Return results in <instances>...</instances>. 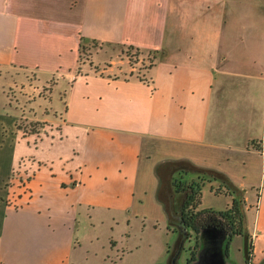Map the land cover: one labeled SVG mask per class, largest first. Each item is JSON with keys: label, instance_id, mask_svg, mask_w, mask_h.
Masks as SVG:
<instances>
[{"label": "crops", "instance_id": "0c3cea01", "mask_svg": "<svg viewBox=\"0 0 264 264\" xmlns=\"http://www.w3.org/2000/svg\"><path fill=\"white\" fill-rule=\"evenodd\" d=\"M236 1L0 0V112L11 105L8 70L63 85L61 106L52 105L53 87L45 108L51 128L35 144L24 139L26 150L21 129L9 136L0 119V264H93L98 236L85 244L77 223L84 214L83 228L95 229L100 212L110 213L111 230L131 227L123 242L139 250L149 223L167 226L157 173L167 161L220 172L241 191L254 262L264 264V58L253 71L239 66L246 56L234 48L243 40L235 25L248 10ZM257 3L250 7L264 17ZM82 36L165 48L170 58L153 67L151 82L113 75L114 66L97 73L81 64ZM70 136L78 144H65ZM27 157L38 167L6 205L5 178Z\"/></svg>", "mask_w": 264, "mask_h": 264}, {"label": "rangeland", "instance_id": "374dc122", "mask_svg": "<svg viewBox=\"0 0 264 264\" xmlns=\"http://www.w3.org/2000/svg\"><path fill=\"white\" fill-rule=\"evenodd\" d=\"M238 1L245 5L244 11L248 10L247 16L245 17V20H248L241 26L235 25V31L241 30L240 32L236 33L243 40H236L234 43L236 46L234 48L243 52V55L246 56L245 59H243V56L238 57L239 60H244V63L245 61L256 60L253 61V63L247 62L245 64H239V66L244 67L248 72L256 70V67L259 66V59L264 58V20H262L264 17H261L260 13H257L256 11L254 12V10H252L254 5H259L258 3L256 4L257 0H237L236 2ZM168 51L170 50L165 48L156 52L155 50L149 49L137 50L136 48H129L128 44L90 42L88 44L87 50L82 53L81 64L91 63L92 66L95 65L94 71L102 74H108L102 70L109 69L110 66H114V69L110 71L113 75H118L119 77L125 79L136 78L146 82H151V71L153 67L157 65L159 61L170 58ZM15 71L16 70L11 69L5 74L6 81H10L13 84L9 87V89L7 87L6 90V94L8 93V97L10 99L8 102L11 105L6 107L5 113L0 112V119L3 120L4 125H6L7 135L9 136L14 135V137H17L18 130L21 129L23 136L22 151H24L28 147L24 139H26L30 145L35 144L39 142L51 128V124L45 119L47 117V110H45V108L49 105L52 99L51 92L53 91V87L56 84V80H52L49 82V84H46L43 87L40 85L41 83L35 80V77L27 71L18 70V72L20 71L21 74H15ZM62 87V84H60L58 87H54L55 89L53 92L52 105L55 107H60L62 104V101L60 100V92L62 91ZM2 96L4 95L0 90V97ZM50 116H52V114ZM16 122L18 123V128L15 127L17 126ZM32 134L36 135V139L32 140L30 143L29 136ZM9 136L6 137L10 138ZM64 140L65 144H70L71 142H77L78 144V140L71 138V136ZM45 149L46 148L42 150ZM62 151L64 153H68L67 147L65 145H62ZM6 156V160L8 161L9 154L7 152ZM170 162L173 163L174 161H167V163ZM37 167V162L32 158H23L19 165L13 168L10 174L6 176L3 186L5 188L4 194L6 205H16L15 199L17 200L16 195L18 194L19 188L25 186L27 182L33 178V174ZM169 167L173 166L166 164L162 168V174L164 173V176L166 177L163 185V194L166 197V189L168 190L167 197L170 193L173 194L174 203L171 204V209L172 212L175 213L174 218H176L178 217L176 210L184 200L185 193H176L173 181L176 178L177 180L180 179V176H183V181L191 178L195 179L198 177L200 172L194 170L193 168V170H190L188 174H183L179 171H176L172 181V179L170 180V178L168 179V176H166L167 173L165 174ZM185 168H189V166L185 165ZM203 176L210 178L209 175ZM220 184V180L215 179L212 181L207 180L205 182L200 208L224 210L231 204V199L233 196L223 193L224 190H226L225 186L228 187L226 184L223 183L224 187L220 188V191L223 190V192L221 191L217 193L218 191L216 190ZM230 187L236 192L237 197L243 200L241 191L235 188L233 185ZM243 206L244 204L242 203V208ZM99 214H101L100 216L102 221L100 218L97 220L98 215H96V213L93 214L94 217L96 216L95 218L97 220V227L95 229L89 227L83 228L81 219L84 217V214L79 216L80 219L77 223V227L81 232V236H86L84 239L85 244H87L90 240L88 237H92L94 234H97L98 236L97 240H90L92 241V251L95 252V255L93 256L90 263L168 264V254L170 253L172 246L175 248V244L181 248V255L177 258L178 264H187L186 261L190 259L192 255L191 249H193L195 246L196 238L195 240L192 238L191 241H188L184 238V236L180 235V232H173L174 229L171 226H168L169 220L167 222V226H165L167 235L162 233L165 232V227L162 228L163 223H161L162 226L159 225L158 228L155 229L149 223L147 232L142 233V247L139 250L136 248L129 250L123 240L128 238L130 233L129 229H131V227H126V225L122 222L118 225L116 222V225L112 224L114 226V230H111L110 213L100 212ZM133 224V232L137 234L136 238H138V235L140 234L138 232L139 223L135 222ZM154 226H157V224ZM124 231L125 233H123ZM121 233H123L122 237ZM164 237L166 238L165 242L167 243V247L165 246L163 249ZM77 240L78 239L75 241L76 243ZM226 240L227 236L223 231H217L215 233L202 231L200 234L199 246L196 249V260L191 261L190 264H206L207 257L209 263L213 256V252L218 251H220V255H222V257H225L228 264H246L245 238L243 236L233 237L232 241L230 242L228 257L225 255ZM136 242L138 243L139 241H135L134 243ZM127 251L130 253L128 256ZM253 263L255 264L254 259Z\"/></svg>", "mask_w": 264, "mask_h": 264}, {"label": "trees", "instance_id": "16d2710c", "mask_svg": "<svg viewBox=\"0 0 264 264\" xmlns=\"http://www.w3.org/2000/svg\"><path fill=\"white\" fill-rule=\"evenodd\" d=\"M90 42L98 43V41L95 39H89L83 36L81 37V42H80L81 59H82V53H84L87 50L88 44ZM129 48H136L137 50H141V48L136 47L134 45H129ZM155 51L157 52L159 50H155ZM78 72L80 73V70H78ZM52 80L54 79H51L49 82H51ZM166 164L167 165L169 164V166H173V167H169L168 170H166L165 172V174L167 173L166 176L170 177V180L172 179V181L174 179L173 176L176 171H179L183 174H188L190 170L194 169L200 172L197 178L186 179L185 181L187 182L183 181L184 180L183 176H180V179L177 180L176 178L173 181L175 192L185 193L184 200L181 202L180 206L176 210L178 214V217L176 218H178L181 221V225L184 226L186 229L188 230L192 229L195 232L196 242L194 248L191 249L193 251L191 252L192 255L190 257V260L194 261L196 259V249L199 246L200 233L206 228L216 227L217 229L225 231L227 234V242L225 247V254L227 255V257L229 256L228 252H229L230 242L232 241L233 237L236 235H242L245 238L246 264H254L253 263L254 248L252 244L251 235L248 234L245 230V216L242 208L243 200L238 198L236 192L230 187L232 185L230 180L220 172L205 168H199L187 161H178L173 163L164 162L159 164L157 168V173L159 175L162 186L164 185V181L166 178L164 176V173L162 174V168ZM185 165H188L189 168H185ZM203 175L206 176L209 175L210 178H206ZM214 179L220 180L221 182V184L218 186V189L216 190L218 191L217 193L221 191L223 192V190L220 191V188H223L224 184H226L228 187L225 186L226 190H224L223 193H226L228 195L230 194L233 196L231 204L224 210H216L212 208H200L203 187L205 185V182L207 180L212 181ZM168 199L169 202L166 205L167 212L169 213L168 226L174 227V229L177 230L176 225L178 226V224L180 223H177L179 220L175 221L176 219V218L174 219L175 213H173L171 209V204L174 203L172 193L168 195ZM174 255L173 254L171 255L172 259Z\"/></svg>", "mask_w": 264, "mask_h": 264}, {"label": "flooded vegetation", "instance_id": "af4514ba", "mask_svg": "<svg viewBox=\"0 0 264 264\" xmlns=\"http://www.w3.org/2000/svg\"><path fill=\"white\" fill-rule=\"evenodd\" d=\"M175 219V218H174ZM173 219V220H174ZM179 219L178 218H176L175 219V221H178ZM177 223H180V224H178V226L176 225V229L178 230H175L174 229V227H172L174 230H173V232H175V233H179L180 232V235H182V236H184V238L186 239V240H188V241H191L192 240V238H194V240H195V237H194V235H195V232L192 230V229H186L184 226H182L181 225V221L179 220ZM201 234V233H200ZM200 236V235H199ZM199 239H200V237H199ZM196 242V241H195ZM226 242H227V240H226ZM225 247H226V245H225ZM193 250H191V252H192ZM229 253V252H228ZM173 254H175L176 255V257L178 258L180 255H181V248H180V250H179V247L178 246H176V244H175V248L172 246V248H171V251H170V253L168 254L169 255V258H168V264H173V263H175V264H178V261H177V259L175 260V262H173V260H172V257H171V255ZM229 255V254H228ZM187 264H190L191 263V260L190 259H188L187 261Z\"/></svg>", "mask_w": 264, "mask_h": 264}, {"label": "water", "instance_id": "95a60500", "mask_svg": "<svg viewBox=\"0 0 264 264\" xmlns=\"http://www.w3.org/2000/svg\"><path fill=\"white\" fill-rule=\"evenodd\" d=\"M169 178L170 177H168V179ZM203 231H209L211 233H215L217 231H223V230L217 229L216 227H211V228H206ZM223 232H225V231H223ZM225 234H226V232H225ZM226 236H227V234H226ZM212 249H215V248H212ZM179 250H180V248H179ZM176 259H177V257H176V255H174V257L172 259L173 262H175ZM226 263H227V261H226L225 257H222V255H220V251H218V252H213V256H212L211 260L209 261V263H208V257H207V263L206 264H226ZM173 264H175V263H173Z\"/></svg>", "mask_w": 264, "mask_h": 264}]
</instances>
